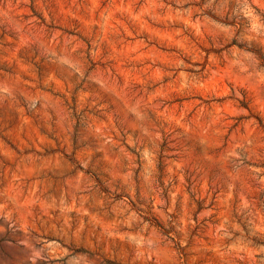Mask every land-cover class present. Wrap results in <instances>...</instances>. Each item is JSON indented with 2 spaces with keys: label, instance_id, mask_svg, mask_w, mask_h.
Returning <instances> with one entry per match:
<instances>
[{
  "label": "rangeland",
  "instance_id": "rangeland-1",
  "mask_svg": "<svg viewBox=\"0 0 264 264\" xmlns=\"http://www.w3.org/2000/svg\"><path fill=\"white\" fill-rule=\"evenodd\" d=\"M0 264H264V0H0Z\"/></svg>",
  "mask_w": 264,
  "mask_h": 264
}]
</instances>
